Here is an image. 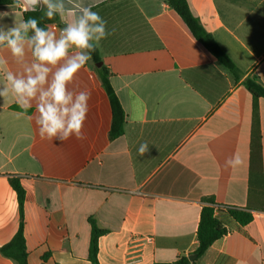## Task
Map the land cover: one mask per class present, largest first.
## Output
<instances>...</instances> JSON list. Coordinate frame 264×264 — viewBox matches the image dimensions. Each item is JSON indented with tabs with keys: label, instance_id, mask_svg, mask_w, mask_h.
Segmentation results:
<instances>
[{
	"label": "crops",
	"instance_id": "obj_1",
	"mask_svg": "<svg viewBox=\"0 0 264 264\" xmlns=\"http://www.w3.org/2000/svg\"><path fill=\"white\" fill-rule=\"evenodd\" d=\"M189 2L237 67L264 86V0ZM24 7V0L0 6V13H9L0 25L12 27L15 19H24ZM92 10L111 33L98 50L125 113L124 134L109 139L112 109L93 59L68 86L90 93L83 138L42 139L35 101L25 111L11 96L0 98V248L20 224L9 183L16 176L26 191L30 264H92L90 218L108 231L98 241L99 264L180 258L188 264H264V99L258 101L262 178L258 173L252 178L253 97L233 83L167 0H103ZM57 24L63 27L60 20ZM0 57L7 60L0 67L2 85L6 72H20L22 65L6 48L0 47ZM30 58L26 53L25 62ZM205 67L208 74L201 70ZM189 73L214 87L217 100L224 96L219 105L187 80ZM143 143L150 150L140 156ZM234 155L241 163L233 168L226 161ZM204 199L219 206L215 215L227 234L190 260L208 205ZM228 208L248 210L252 222L239 224ZM0 264L16 263L0 252Z\"/></svg>",
	"mask_w": 264,
	"mask_h": 264
},
{
	"label": "clouds",
	"instance_id": "obj_2",
	"mask_svg": "<svg viewBox=\"0 0 264 264\" xmlns=\"http://www.w3.org/2000/svg\"><path fill=\"white\" fill-rule=\"evenodd\" d=\"M102 2L67 0L66 7L64 0H24L25 12H35L38 5H43L44 17L51 20L58 16L63 25L59 35L52 27L39 26V20L33 17L15 19L12 27L0 25V47L8 49L15 62L22 65L20 72H6L0 98L7 100L11 96L25 111L35 101V123L42 139L64 142L72 136L83 138L90 93L72 91L68 86L92 59L100 42L111 34L107 22L92 10ZM8 15L0 13V19ZM26 53L31 57L28 62ZM6 64L7 60L0 57V67ZM149 150L148 144L143 143L138 153L145 156ZM240 163L236 155L226 161L233 168Z\"/></svg>",
	"mask_w": 264,
	"mask_h": 264
},
{
	"label": "trees",
	"instance_id": "obj_3",
	"mask_svg": "<svg viewBox=\"0 0 264 264\" xmlns=\"http://www.w3.org/2000/svg\"><path fill=\"white\" fill-rule=\"evenodd\" d=\"M14 0H0V6L10 5ZM168 5L176 12L182 19L192 36L198 41L204 49H206L216 60L217 64L222 70H225L230 75L235 85L243 86L253 97V110L251 121V141H250V173L251 177L257 174L262 178V133L261 120L258 101L264 99V86L260 83L257 76L246 75L241 71L233 60L223 51L218 45L213 36L204 28L200 19L193 13L189 0H167ZM29 17L37 18L39 26L49 27L53 23L59 22V17H54L49 20L44 17L43 5L37 11L24 12V20ZM93 61L97 64L102 62L98 48L92 54ZM209 67L202 68L203 72H207ZM97 75L101 81L102 87L106 91L112 109V123L109 130V139L115 140L124 134L125 113L120 103V100L112 87L110 81V72L104 66L96 69ZM198 72V71H196ZM187 80L193 84L210 102L219 105L224 96L219 100L216 97V90L212 86L203 84L201 80L195 77V74L189 73ZM9 183L16 192L20 224L17 233L13 236L11 241L0 248L1 254L14 261L16 264H30L28 252L26 248V238L24 234L25 218L24 207L26 201V191L21 183L19 177L10 176ZM208 205L204 206L201 211L200 221L197 229L198 248L196 255L202 256L210 246L227 234L226 228L223 226L221 219L215 215L219 206L215 204L213 199H204ZM229 215L241 225H247L253 220V215L246 209L242 208H228ZM91 226V240L89 248V261L92 264H99L98 261V241L102 235L108 231L100 229L96 221L89 219ZM187 258H180L174 263H155V264H188Z\"/></svg>",
	"mask_w": 264,
	"mask_h": 264
},
{
	"label": "built area",
	"instance_id": "obj_4",
	"mask_svg": "<svg viewBox=\"0 0 264 264\" xmlns=\"http://www.w3.org/2000/svg\"><path fill=\"white\" fill-rule=\"evenodd\" d=\"M51 26L53 27V29H55V30H59V32H60V30H61V28H62V26H60V25L57 24V23H53V24H51Z\"/></svg>",
	"mask_w": 264,
	"mask_h": 264
},
{
	"label": "water",
	"instance_id": "obj_5",
	"mask_svg": "<svg viewBox=\"0 0 264 264\" xmlns=\"http://www.w3.org/2000/svg\"><path fill=\"white\" fill-rule=\"evenodd\" d=\"M96 67H97V68L102 67V62L97 63V64H96ZM196 257H197V255L190 256V260H193V259L196 258Z\"/></svg>",
	"mask_w": 264,
	"mask_h": 264
}]
</instances>
